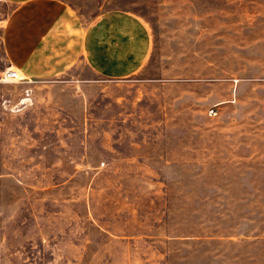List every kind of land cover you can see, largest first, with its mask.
Masks as SVG:
<instances>
[{"label": "rangeland", "instance_id": "374dc122", "mask_svg": "<svg viewBox=\"0 0 264 264\" xmlns=\"http://www.w3.org/2000/svg\"><path fill=\"white\" fill-rule=\"evenodd\" d=\"M67 1L149 55L0 82V264H264V0Z\"/></svg>", "mask_w": 264, "mask_h": 264}, {"label": "crops", "instance_id": "0c3cea01", "mask_svg": "<svg viewBox=\"0 0 264 264\" xmlns=\"http://www.w3.org/2000/svg\"><path fill=\"white\" fill-rule=\"evenodd\" d=\"M149 51V33L131 13L101 11L84 26L67 0H0V73L10 67L23 84L65 73L78 56L96 74L122 78L138 71Z\"/></svg>", "mask_w": 264, "mask_h": 264}, {"label": "built area", "instance_id": "2783aa9c", "mask_svg": "<svg viewBox=\"0 0 264 264\" xmlns=\"http://www.w3.org/2000/svg\"><path fill=\"white\" fill-rule=\"evenodd\" d=\"M0 82H13V83H22L24 79L19 76V72L13 70L12 68H6L0 73ZM26 93H29V90H26ZM211 113H214L212 111Z\"/></svg>", "mask_w": 264, "mask_h": 264}, {"label": "bare ground", "instance_id": "6f19581e", "mask_svg": "<svg viewBox=\"0 0 264 264\" xmlns=\"http://www.w3.org/2000/svg\"><path fill=\"white\" fill-rule=\"evenodd\" d=\"M26 101H28V100L27 99H24L23 102H22V104H25Z\"/></svg>", "mask_w": 264, "mask_h": 264}]
</instances>
